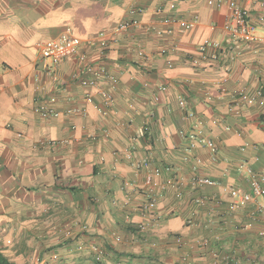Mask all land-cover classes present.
<instances>
[{"label":"crops","instance_id":"crops-1","mask_svg":"<svg viewBox=\"0 0 264 264\" xmlns=\"http://www.w3.org/2000/svg\"><path fill=\"white\" fill-rule=\"evenodd\" d=\"M237 3L264 36V0ZM134 8L140 27L115 35ZM170 15L199 23L182 32ZM229 17L219 0H0V251L11 262L264 264V197L238 205L223 191H249L235 170L243 161L264 176V108L238 105L240 91H264V45L233 61L202 50L224 40ZM64 34L84 45L48 73L39 44ZM94 78L110 105L83 86ZM200 122L217 161L181 135ZM198 175L221 184L195 188ZM150 194L158 203L145 213Z\"/></svg>","mask_w":264,"mask_h":264},{"label":"built area","instance_id":"built-area-1","mask_svg":"<svg viewBox=\"0 0 264 264\" xmlns=\"http://www.w3.org/2000/svg\"><path fill=\"white\" fill-rule=\"evenodd\" d=\"M160 3H171L172 0H158ZM210 4H213V1H209ZM227 5L230 9V17L228 21L224 25L225 38L222 41H213L207 43L202 50L207 48H212L214 50V54L212 55L213 59H219L220 55L225 52H230L231 60H236L240 58L246 47L251 45H264V36L260 35L257 29L250 23V13L247 9L241 7L237 0H219V6ZM165 8L162 6L158 8L157 13L163 15ZM144 13V9L142 8H134L130 11L131 19L128 21H124L118 24L114 29V34L119 35L121 33L127 32L133 28L140 27L141 19L140 16ZM167 21L173 25L180 27L182 32H187L194 29L199 23V17L194 16L191 20L186 21L177 16L170 15L167 18ZM151 29L155 31L157 34H164V32L159 31L155 28ZM172 30H169L167 33H172ZM90 45L96 46V43H89ZM84 43L73 36L64 34L61 35L56 40H48L39 44V55H40V64L43 69L48 73L53 74L55 72V67L62 60L70 57H75L79 55V50L83 47ZM109 42L107 40H102L99 43V54L101 56L106 55V51L108 50ZM161 54H166V51H162ZM81 61L86 60L85 55L79 56ZM195 65H199V61H194ZM88 71H92V68H87ZM113 83H116V79L111 77L110 79ZM83 86H90L95 89H98L99 94L103 97L105 104L110 105L113 102V98L110 93L104 90L97 78L90 80H82ZM91 101V97L88 99ZM52 102H55L56 99L51 98ZM257 104L258 106L264 108V91L262 89H258L254 93H250L247 90H242L239 93V102L238 105L241 107L245 104ZM180 107L183 111H186V101L181 99ZM38 114L42 117H50V116H58V113L54 109H50L47 107H38L35 109ZM102 111V109H101ZM77 110H70L69 113H75ZM188 117H194L192 113L187 112ZM202 128V123L196 125V127L189 131V133L182 132L181 135L188 139L191 142L190 149H195L196 144H201L207 147L212 155L213 161L218 160V147L214 141L205 136ZM245 151L246 148L243 147L241 149ZM130 153V152H128ZM148 162L140 161L136 165L137 171H140L146 168ZM167 170H169L167 168ZM236 172L239 175H245V179L247 181L249 191H245L244 188L238 187L236 185L226 186L223 188L225 194H227L233 201V203L238 205H245L247 203L258 200L259 198L264 197V176L251 168V166L247 162H241L235 168ZM161 171L156 170L152 175H160ZM152 175L148 176L147 184L151 185L152 183ZM179 177H173L168 180L167 186L178 188ZM192 184L195 188H201L204 186L209 187H217L221 183L218 181L205 178L203 176H196L192 180ZM125 186H129L128 183ZM181 196V193H178V197ZM158 199L155 195H149L148 201L141 207L142 211L145 213H149L154 210L157 206ZM259 236L264 239V233H260ZM102 253H98V258L101 259ZM103 256V255H102Z\"/></svg>","mask_w":264,"mask_h":264},{"label":"trees","instance_id":"trees-1","mask_svg":"<svg viewBox=\"0 0 264 264\" xmlns=\"http://www.w3.org/2000/svg\"><path fill=\"white\" fill-rule=\"evenodd\" d=\"M0 264H15L11 262L1 251H0Z\"/></svg>","mask_w":264,"mask_h":264}]
</instances>
